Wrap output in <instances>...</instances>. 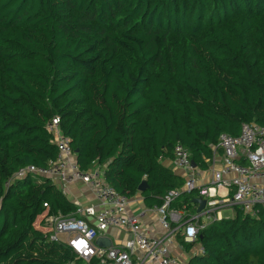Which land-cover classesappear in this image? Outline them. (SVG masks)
<instances>
[{"label":"trees","instance_id":"16d2710c","mask_svg":"<svg viewBox=\"0 0 264 264\" xmlns=\"http://www.w3.org/2000/svg\"><path fill=\"white\" fill-rule=\"evenodd\" d=\"M54 118L80 170L98 166L129 199L146 182L161 207L186 182L163 164L177 145L206 169L222 134L264 127V0H0V264L75 258L35 223L45 204L64 217L76 206L20 173L56 160ZM195 197L171 208L192 216ZM235 212L194 243L177 235L204 250L188 264H264V207Z\"/></svg>","mask_w":264,"mask_h":264},{"label":"built area","instance_id":"2783aa9c","mask_svg":"<svg viewBox=\"0 0 264 264\" xmlns=\"http://www.w3.org/2000/svg\"><path fill=\"white\" fill-rule=\"evenodd\" d=\"M47 129L58 147L56 160L46 168L31 166L20 173H32L56 182L62 192L71 184L81 182L99 202L97 206L78 205L76 211L67 217L59 214L56 218H43L51 224L50 229L37 226L50 234L51 240L64 242L70 248L75 258L68 264H177L170 251L177 235L180 234L187 244L194 243L205 226L223 219V211L238 209L244 214H254L255 207H264V127L256 124H243L237 137L220 136L216 151L221 153L223 168L215 171L209 185L196 183L190 152L182 145L175 147L173 161L186 173L187 180L183 189L170 191L163 205L154 208L160 216V225L169 233L166 239L149 235L143 225L145 214L129 212L130 199L106 183L101 168L79 169L69 140L60 130L58 118L50 120ZM242 160L246 164H240ZM229 188H234L232 196L223 195ZM182 191L196 192L197 198L206 201L203 212L187 215L186 222L184 211L171 208ZM44 206L46 209L38 218L48 212L47 204ZM110 229L124 230L130 239L122 246L99 247L97 241L106 239V232ZM199 253L204 254V250L200 248Z\"/></svg>","mask_w":264,"mask_h":264},{"label":"crops","instance_id":"0c3cea01","mask_svg":"<svg viewBox=\"0 0 264 264\" xmlns=\"http://www.w3.org/2000/svg\"><path fill=\"white\" fill-rule=\"evenodd\" d=\"M222 162L223 161H222L221 153L215 150L213 159H211L208 162L206 169H201L198 168L197 166L196 167L192 166L194 170L195 180L197 181L196 183L200 186L209 185L213 179L215 171L222 170L223 168ZM163 164L166 167L172 169L176 174L182 176L184 179L187 180L186 173L175 166L173 159L172 160L167 159L163 162ZM94 168H99V167L95 166ZM229 177H231V175ZM55 184L58 187V184L56 182ZM233 190L234 188L225 189L223 195L227 194L229 196H232ZM63 193L65 194L67 199L76 207L78 205H91V204L96 206L99 205V202L95 194L88 188V186H86L81 182L71 184L70 186H68L67 190ZM154 208L155 207L147 206L145 202V198L143 197V193L139 192L137 196L130 199L129 212L132 214H140V213L145 214L143 218V225L148 231L149 235L155 238L166 239L169 236V233L160 225V216L158 215V213L155 211ZM44 220L45 219L43 218H37L36 222H42V221L44 222ZM106 236L107 238L105 240H108L109 242H111L112 246H116V247L124 245L130 239L129 233L121 229H110L106 232ZM199 249H200L199 246L195 245L191 247L189 250H187L184 247V245H181L177 239H175L173 245L170 246L171 255L177 264H188L189 260L193 257L194 254L198 253Z\"/></svg>","mask_w":264,"mask_h":264},{"label":"water","instance_id":"95a60500","mask_svg":"<svg viewBox=\"0 0 264 264\" xmlns=\"http://www.w3.org/2000/svg\"><path fill=\"white\" fill-rule=\"evenodd\" d=\"M192 166H193V167H196L194 161H192ZM147 191H148V185H147L146 182H143V183L140 185V187H139V192H140V193H145V192H147ZM193 203H194L195 205L198 206V209H197V213H198V214L202 213L203 210H204L205 207H206V201L203 200L202 198H194V199H193ZM97 245H98L99 247H102V248H106V247H111V246H112L111 242H109L108 240H105V239H99V240L97 241Z\"/></svg>","mask_w":264,"mask_h":264},{"label":"rangeland","instance_id":"374dc122","mask_svg":"<svg viewBox=\"0 0 264 264\" xmlns=\"http://www.w3.org/2000/svg\"><path fill=\"white\" fill-rule=\"evenodd\" d=\"M223 217L225 218V219H233L234 217H235V215H236V212H234L233 210H231V209H229V210H225V211H223ZM187 215L188 214H186V216H185V218L187 217ZM252 216H254V215H252ZM50 217H52V218H56V217H58V216H54V215H49L48 214V212H46L41 218H45V219H47V218H50ZM37 224V226L38 227H45V226H47L48 227V229H50V227H51V224H49V223H46V221L44 220V222L42 221V222H36L35 223V225ZM47 232V231H46Z\"/></svg>","mask_w":264,"mask_h":264}]
</instances>
